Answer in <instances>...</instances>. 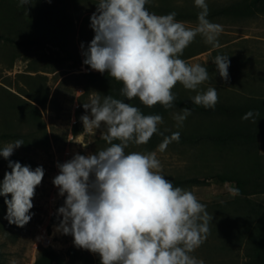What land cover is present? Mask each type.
<instances>
[{
  "label": "clouds",
  "instance_id": "obj_1",
  "mask_svg": "<svg viewBox=\"0 0 264 264\" xmlns=\"http://www.w3.org/2000/svg\"><path fill=\"white\" fill-rule=\"evenodd\" d=\"M32 3L19 0L18 6ZM148 3L98 0L90 17L94 38L83 52V64L121 83L120 96L125 99L92 91L89 101L83 103L87 114L80 120L84 129L103 128L100 138L108 147L88 155L76 153L57 164L59 174L52 183L65 199L57 209L59 222L54 231L72 236L76 248L98 254L100 264H204L191 253L209 234L213 215L207 206L191 190L174 186L165 178L155 151L125 152L132 144L147 143L157 133L163 136L158 146L163 152L173 141L179 142L180 133L165 136L158 127L164 122L161 115H146L126 101L138 98L149 108L160 104L172 109L176 100L172 90L179 83L196 93L192 97L195 105L214 109L219 100L217 89L209 86L198 91L210 79L208 70L181 56L198 34L205 43L219 48L223 26L207 18L206 0H194L200 11L193 28L178 21L174 11L165 15L150 12ZM212 62L227 81L229 56L217 55ZM190 115L188 108L173 113L177 127ZM258 115L249 111L242 119L255 122ZM23 144L18 139L0 148V156L8 160L11 169L0 182V196L11 194V199L4 201L5 218L18 227L32 219V200L45 174L42 166L33 170L9 159ZM229 192L239 195L236 187Z\"/></svg>",
  "mask_w": 264,
  "mask_h": 264
},
{
  "label": "rangeland",
  "instance_id": "obj_2",
  "mask_svg": "<svg viewBox=\"0 0 264 264\" xmlns=\"http://www.w3.org/2000/svg\"><path fill=\"white\" fill-rule=\"evenodd\" d=\"M13 1H8L5 8L0 7V18L8 21L15 18L18 8ZM36 2L42 6L40 14L44 17L46 15L45 21L42 22L45 31L43 34H37L42 39V45L17 51V60L11 68L7 59H1L0 86L24 99L19 93L20 89L31 91L37 84L47 86L50 90L49 102L46 109L40 110L48 128L51 144L30 149L21 146L14 150V153L29 161L26 165L33 170L42 166L45 174L32 200L33 208L29 213L32 219L24 227L10 224L5 218L7 206L0 204V264H10L11 261H15V264H34L42 248L41 239L44 234L53 238L50 248L65 256L69 250L74 249L99 258L98 254L76 248L73 237L56 233L55 224H52L57 209L63 205L65 199L58 195V189L52 183L54 177L59 174L57 164L70 160L76 153L88 155L108 147L100 138L103 128L85 129L79 136L72 132L78 115L81 117L87 114L83 103H87L90 96L83 97V80L78 77L89 71L97 72L83 64V52L94 38L90 17L96 11L98 0ZM252 2L253 0H206L209 12L230 8L232 13L209 19L223 26V31L218 36L219 48L205 43L204 37L198 34L183 51L182 59L189 64L199 63L209 72L210 79L201 84L198 91H206L212 86L217 89L218 96L234 103L245 97H263L264 2L250 9L248 5ZM156 6L200 11L194 0H149L146 5L148 10L157 15H164L155 11ZM32 19L36 21L35 17ZM184 23L186 27L193 28L198 21ZM81 44L84 45L83 49ZM0 48H3L2 44ZM217 55L229 56L227 81L219 76L212 62ZM173 90L184 92L191 97L196 94L179 83ZM56 95L53 106L52 101ZM258 123L251 122L248 127L257 126ZM165 124L176 131L192 133L196 138L222 134L239 126L238 120H217L194 113L187 117L182 127H177L173 114ZM8 143L11 142L0 140V147ZM244 150L240 143L220 146L209 140L200 141L197 145L173 141L163 152L159 151V148L155 150L165 178L200 179V182L187 184L183 188L191 190L197 199L207 206L209 214L213 215L207 239L191 253L197 259L203 260L204 264H246L250 259L256 215L250 212L251 206L248 202L256 207L264 206V178L257 181L253 173H245V165H250V160L244 155ZM132 151L149 153L144 147L125 150L126 153ZM252 158L257 159L260 168L264 170L262 142L258 155L250 157L251 160ZM10 171L8 160L0 156V182L4 174ZM225 173L247 180L245 189L248 195H232L229 192L230 188H237L236 182L222 183L217 178L212 179L214 175ZM5 198L11 199V194Z\"/></svg>",
  "mask_w": 264,
  "mask_h": 264
},
{
  "label": "trees",
  "instance_id": "obj_3",
  "mask_svg": "<svg viewBox=\"0 0 264 264\" xmlns=\"http://www.w3.org/2000/svg\"><path fill=\"white\" fill-rule=\"evenodd\" d=\"M8 1L11 0H0V7L5 8ZM13 2L18 8L16 9L15 18H13L12 21L0 18V44L3 46V48H0V61L3 58L7 59L6 61H9L10 68L17 60V51L42 45V39L37 34L44 33L45 27H42V22L46 19V15L44 17L40 14L43 9L41 5L37 4L36 0H33L32 4L21 8L18 6L19 0H14ZM263 2L264 0H253L248 7L250 9L256 8ZM155 11L164 15L174 11L177 13L176 19L183 22L198 21L197 16L199 12L190 11L189 9L180 10L166 6H156ZM231 13L232 10L230 8H223L209 12L207 18L211 19L219 15H227ZM34 17L36 18V21L32 19ZM78 79L83 80V83L81 84L85 91L83 97L89 96L92 91H96L101 93V95H112L114 98L125 99L120 96V88L122 87V84L109 77L107 73L101 74L99 72L89 71L79 76ZM19 91L25 99L0 86V92H3V94H0V140L7 142H14L18 139L23 140L25 144L22 146L25 149L49 146L51 144V139L40 108H47L50 90L45 85L37 84L31 91L25 89H20ZM172 91L176 95V100L174 101V107L172 109L166 110L160 104L149 108L144 106L138 98L126 102L139 107L146 115H161L164 122L158 126L160 131L164 132L165 136H170L174 132H179L180 139L177 143L197 145V143L203 140L212 141L220 146H226L235 142L240 143V146L245 148L244 155L249 157L250 160V165H245L247 167L245 173H253L255 176L254 178H256L257 181L258 179L262 180L264 178V170L260 168V162L257 159L254 160L252 158V160H254L253 163L250 159V157L258 155L261 142L264 148V95L261 98L245 97L243 100L236 101L235 103L219 96L215 108L206 109L203 106L195 105L192 102V97L187 96L184 92L178 90ZM56 98L57 95L53 98V106L56 102ZM182 108H188L191 110V113L207 118H214L217 120L228 118L229 121L238 120L239 126L222 134L205 135L201 138H196L192 133L184 132L182 130L176 131L170 125L165 124L171 114L180 111ZM249 111L259 113L258 116H255V122H259L257 126L254 125L248 127V125L253 122L252 118L248 120L242 119V117ZM84 130L80 115H78V119L73 126L72 132L75 136H79ZM162 140L163 136L157 133L154 134L147 143L140 145L132 144L125 150H130L134 147H144L148 152H153L158 149ZM9 159L12 161H18L23 165L29 163L28 160L20 156L18 153H13ZM214 178L219 179L222 183L236 182L239 194L248 195V191L245 189L247 180L236 178L228 173L212 176V179ZM169 180L172 181L174 186L182 188L187 184L200 182L199 178H172ZM5 199L7 198L0 196V204L7 206L4 203ZM248 204L251 206L250 212L256 215V227L254 234L251 237L253 248L251 250L250 259L246 264H264V206L258 205V207H256L253 206L251 202H248ZM58 222L59 220L57 216H54L52 224L56 225ZM34 264H100V257L96 259L85 252L74 249L69 250L67 256H65L52 248H41Z\"/></svg>",
  "mask_w": 264,
  "mask_h": 264
},
{
  "label": "built area",
  "instance_id": "obj_4",
  "mask_svg": "<svg viewBox=\"0 0 264 264\" xmlns=\"http://www.w3.org/2000/svg\"><path fill=\"white\" fill-rule=\"evenodd\" d=\"M53 245V238H51L48 234H44L41 239L42 248H50Z\"/></svg>",
  "mask_w": 264,
  "mask_h": 264
}]
</instances>
